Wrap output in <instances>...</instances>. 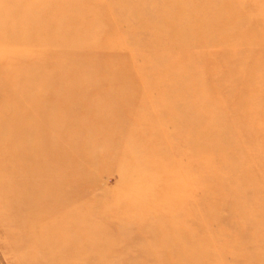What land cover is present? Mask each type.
I'll list each match as a JSON object with an SVG mask.
<instances>
[{
	"label": "rangeland",
	"instance_id": "374dc122",
	"mask_svg": "<svg viewBox=\"0 0 264 264\" xmlns=\"http://www.w3.org/2000/svg\"><path fill=\"white\" fill-rule=\"evenodd\" d=\"M5 12L0 79L31 129L18 157L35 156L19 168L55 176L72 211L37 229L50 254H18L0 227V264H264V0H17ZM192 13L216 23L198 36ZM53 28L58 43H42ZM170 192L172 215L156 214Z\"/></svg>",
	"mask_w": 264,
	"mask_h": 264
},
{
	"label": "bare ground",
	"instance_id": "6f19581e",
	"mask_svg": "<svg viewBox=\"0 0 264 264\" xmlns=\"http://www.w3.org/2000/svg\"><path fill=\"white\" fill-rule=\"evenodd\" d=\"M1 1H0V23H8L10 19L8 18L7 13L5 12V8L8 10V8L13 6V3L17 0H1ZM171 6H176L179 8L181 7L178 4L177 5L171 4ZM20 11L21 12L15 13L16 17L23 15L25 13L24 9L23 10L20 9ZM240 13L241 12H238L233 15H237L239 17ZM173 15L174 14L172 13V11L169 12L167 22L168 20H172ZM192 18H194V20H197L199 22L197 26L194 25L193 27L197 31L198 36H201V31L203 28L212 26V24L216 23V21L215 23L211 22L210 18L202 13L201 14L196 13V15L192 13ZM230 19L232 21H236V19H234L232 15H230ZM178 20H180V18L176 16L173 23ZM212 21H214L213 18ZM66 22L68 23L67 26H70L72 24L71 20L67 19ZM122 25L123 24L121 22L117 23L116 27L118 29L119 34L122 31ZM175 25L176 24L173 25L171 32L168 35H173L172 30L175 28ZM40 26L41 25L38 24L32 25L30 27L20 26L19 33L37 34L40 29ZM11 30L12 29H10V31ZM55 30L56 29L53 28L45 36L41 37L42 43L47 44L53 41H55V43H58L57 38H59L60 36L59 34H53V31ZM10 31L8 29H5L6 32L5 35L6 36L10 35ZM66 36L68 37V35ZM73 37H74L73 35H70V41ZM3 40L5 39H2V41ZM7 42L11 43L10 40H7ZM174 42H176V39ZM2 74L3 76H1L2 78L0 79V170L3 171L4 168H7L8 173L5 176L3 175L0 176V227L2 228V230H4L7 241L12 246V249L14 251H17L18 254H21L24 251L23 247L27 249L37 247L39 249L37 252L44 254L49 253L48 250L51 248V250H53L52 253H54L56 250V248H54L55 250L53 249L54 246L53 247H50L49 245L45 246L43 241H41L40 239L36 240L35 237L37 236L36 231L37 229L40 228V225H43L47 221L50 222V218H54L53 213H55V210L59 209L58 207L62 206L63 209L67 211H72V207L70 205L72 202H69L70 195L66 187L57 184L55 176L50 177L46 175L47 177H45V180L41 179V182H39L38 181L39 175L38 174L36 175V172L29 170L30 168L24 167L22 168V170H20L19 167H22V165L20 164H24L26 162L32 161L34 159L33 157H35L33 155L28 156L26 158L18 157L19 146L23 147L22 145L23 139H21V137L22 135L26 137V133L27 132L30 133L31 129L28 126L23 125V121L19 116L20 115L19 112L15 110V108H17V104L15 103L14 99L17 96L15 94H10L5 91L4 87L10 83V80H9V76H7L6 73H2ZM7 108L13 109L12 111L14 112L8 111ZM18 135L21 136L18 137ZM17 169H19L20 171L17 172ZM36 181L40 184L36 185ZM22 184L34 185L36 187L34 188L33 186L32 188L20 190L22 188L21 186ZM52 188L55 190L54 192H56V195H54L55 194L54 192H53L54 194L52 193L50 195L51 192L50 189ZM45 189H49V190L46 191ZM15 195H20V196L15 198ZM173 196H174L173 192L168 193V196L166 197V203L162 204L159 210L156 209L157 210L156 214L164 215L162 211V209L164 208L165 210H167L168 214L172 215L171 208L173 203L172 199L174 198ZM175 200H179V198L175 197ZM166 205L168 206V209L164 207ZM17 231L25 232L24 235L25 241L23 240V242L21 243L16 241L15 235ZM62 231L64 235L62 234L61 236L60 234L61 238H66L68 242L69 241L72 242L73 235H68L67 229L66 231L65 229H63ZM190 232L194 233V230L191 229ZM192 245L193 242H191L190 246ZM74 250L76 253H80L81 247H77V248L73 247L70 252ZM253 250L254 252H256L255 249ZM58 251L62 253H64L65 251L67 252V250H65V246H62L61 249H58ZM188 251L190 253V250ZM188 251L185 253V255H187ZM190 254L191 255H187V256L192 258L189 259L191 261V264H210L208 261L209 259L205 257H200L201 255L197 253L195 255H193L192 253ZM58 256H56L52 260L53 264L54 263L58 264L60 262ZM72 259H74L73 261L79 260L81 261L80 263L83 264V260L81 259V257L75 256V258ZM63 261H64L63 264L65 262H68L67 259H64ZM21 262L22 264H27L26 262L29 261H26V258L24 257L23 259L19 258L18 264L19 263L21 264Z\"/></svg>",
	"mask_w": 264,
	"mask_h": 264
}]
</instances>
